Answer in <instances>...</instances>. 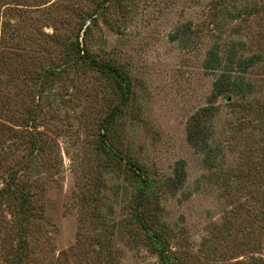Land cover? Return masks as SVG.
<instances>
[{"label": "rangeland", "instance_id": "374dc122", "mask_svg": "<svg viewBox=\"0 0 264 264\" xmlns=\"http://www.w3.org/2000/svg\"><path fill=\"white\" fill-rule=\"evenodd\" d=\"M97 1L0 0V188L16 168L33 200L31 225L19 229L18 201L0 199V264H160L153 240L126 224L139 181L97 151L120 102L113 80L84 66L38 76L62 61L80 20L91 28L86 48L129 76L108 135L156 181L151 232L173 264H264V109L252 107L264 106V0H109L90 15ZM185 24L188 36L172 40ZM231 40L263 59L247 74L249 94L217 99L208 167L186 124L212 92L206 49ZM37 133L43 149L31 154Z\"/></svg>", "mask_w": 264, "mask_h": 264}, {"label": "trees", "instance_id": "16d2710c", "mask_svg": "<svg viewBox=\"0 0 264 264\" xmlns=\"http://www.w3.org/2000/svg\"><path fill=\"white\" fill-rule=\"evenodd\" d=\"M109 0H99L96 3L95 9L90 13L94 15L96 12L101 15L104 10L105 2ZM78 27L73 31L69 32L65 38L67 52L59 64L49 65L41 70L38 74L42 79L48 76L50 73H61L68 67L84 66L96 70L100 74L111 78L115 84V87L120 94V102L116 104L110 112L104 117L100 124V129H103L99 133L97 139V151L109 161L118 162L123 165L124 168L129 171L132 177L139 181L137 187V194L132 199L133 208L131 210L130 218L126 220L127 223L137 225L138 228L142 229L147 237L153 240L155 247L158 251L160 264H173L169 255H167L163 243L165 238L156 232H151V226H155V214L157 211V200L154 189L156 188V181L153 180L146 172L145 168L135 162L132 158L123 154L122 151L114 147L111 139L108 135L109 126L116 120L119 114L122 113V106H124L129 98L131 91V83L128 74L120 66L109 62H103L94 56L87 48L85 44V36L90 32V26L82 28L83 23L80 20ZM95 21V20H93ZM80 32L83 35V40H79ZM189 27L188 25H181L175 27L174 31L170 34V37L176 39V37L188 36ZM183 39V38H181ZM245 42L231 40L226 43L225 46L222 44L213 43L209 48L206 49L202 67L210 72L216 73V77L212 83V92L208 98V104L197 110L186 124V136L189 144L197 151L203 154L204 163L208 167L215 166V149L218 146L212 145L213 138L209 137L210 122L213 120V116L218 111V105L216 104L219 97H224L228 103H234L232 99L234 97L244 98L253 89V82L247 78V74L250 69L259 63L263 59L262 52L252 51L249 54H243ZM62 66V68L56 70V67ZM40 78V79H41ZM45 80V79H44ZM252 106L253 111L256 115L261 113L264 106ZM248 109L249 106H248ZM31 113V109L28 110ZM207 122V123H206ZM35 127V126H34ZM7 131L18 133L9 126L5 127ZM8 133V132H7ZM32 146L30 153H38L39 150L43 149L38 143V133L30 141ZM3 148V147H2ZM1 148V149H2ZM1 155V151H0ZM1 157V156H0ZM253 164V161L251 162ZM182 169V168H181ZM176 179L180 176L178 170H175ZM16 168L9 167L6 172V176L3 178L4 186L0 188V199L17 200L19 204V214L22 213L24 226H19V229H26L31 223H28L30 217L33 215V200L32 193L24 190L21 182L16 179ZM174 183V182H173ZM176 184V181H175ZM18 229V230H19ZM24 235V234H23ZM19 247L24 248V241L19 244ZM19 256L20 260L22 257ZM173 256V255H172ZM262 264L261 258H254V263ZM258 263V264H259Z\"/></svg>", "mask_w": 264, "mask_h": 264}]
</instances>
